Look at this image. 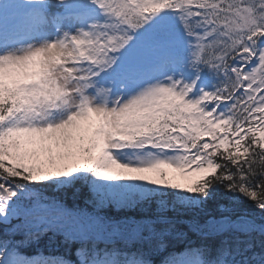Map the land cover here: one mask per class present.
Returning a JSON list of instances; mask_svg holds the SVG:
<instances>
[{
    "label": "snow or ice",
    "instance_id": "obj_1",
    "mask_svg": "<svg viewBox=\"0 0 264 264\" xmlns=\"http://www.w3.org/2000/svg\"><path fill=\"white\" fill-rule=\"evenodd\" d=\"M78 184L90 211L45 194ZM189 233L161 264H264V0H0V264Z\"/></svg>",
    "mask_w": 264,
    "mask_h": 264
},
{
    "label": "trees",
    "instance_id": "obj_2",
    "mask_svg": "<svg viewBox=\"0 0 264 264\" xmlns=\"http://www.w3.org/2000/svg\"><path fill=\"white\" fill-rule=\"evenodd\" d=\"M46 195H49V196H52V195H61L63 200H64V203L67 205V207H74V206H83V205H87V200L89 198V191L87 189V187H83L81 185H77L76 186V189H69L67 190L66 192L64 193H54L52 191H48L45 193ZM221 203H226V201H219ZM216 203L217 201H209L208 202V205H207V209L212 211L213 214H216L218 215V213L215 212V206H216ZM245 206L250 210L252 211L253 210V207H252V204L250 201H245L244 202ZM90 207V206H89ZM256 211L257 214H259L258 210H254ZM110 214H117L114 210H112L110 212ZM121 215H137V213L135 212H127V213H120ZM195 239H194V242L195 243H200L199 239L194 235L193 236ZM180 245L176 243V241H173L171 244H169V246L167 247V250H170L174 247H179Z\"/></svg>",
    "mask_w": 264,
    "mask_h": 264
},
{
    "label": "rangeland",
    "instance_id": "obj_3",
    "mask_svg": "<svg viewBox=\"0 0 264 264\" xmlns=\"http://www.w3.org/2000/svg\"><path fill=\"white\" fill-rule=\"evenodd\" d=\"M88 206H86V205H83V206H79V207H77V206H74V207H68V208H70V209H73V208H80V209H85V208H87L89 211L91 210V207H89L90 205L89 204H87ZM49 234H51V233H49ZM42 238H43V236L41 237V240H42ZM63 238V237H62ZM60 239V237H56L55 238V240L57 241H61L62 242V240H59ZM43 241H45V242H43ZM58 241H57V243L56 244H53V243H51L49 240H42V242L40 243V244H42L43 245V247H45V246H49V247H51V248H53V249H59V247H60V245L58 244ZM39 244V245H40ZM42 248V247H41Z\"/></svg>",
    "mask_w": 264,
    "mask_h": 264
}]
</instances>
